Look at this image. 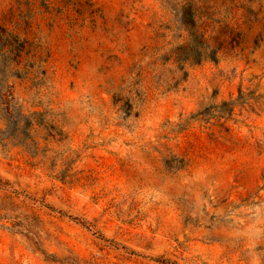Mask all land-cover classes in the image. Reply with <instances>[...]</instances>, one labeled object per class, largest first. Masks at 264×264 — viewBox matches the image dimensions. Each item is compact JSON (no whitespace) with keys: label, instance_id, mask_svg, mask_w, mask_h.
Listing matches in <instances>:
<instances>
[{"label":"rangeland","instance_id":"rangeland-1","mask_svg":"<svg viewBox=\"0 0 264 264\" xmlns=\"http://www.w3.org/2000/svg\"><path fill=\"white\" fill-rule=\"evenodd\" d=\"M0 264H264V0H0Z\"/></svg>","mask_w":264,"mask_h":264}]
</instances>
